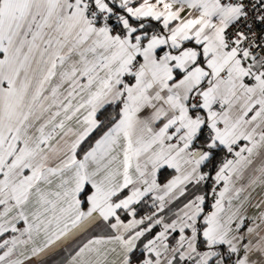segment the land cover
I'll return each mask as SVG.
<instances>
[{
    "label": "snow or ice",
    "instance_id": "6c2138e0",
    "mask_svg": "<svg viewBox=\"0 0 264 264\" xmlns=\"http://www.w3.org/2000/svg\"><path fill=\"white\" fill-rule=\"evenodd\" d=\"M0 264H264V0H0Z\"/></svg>",
    "mask_w": 264,
    "mask_h": 264
}]
</instances>
